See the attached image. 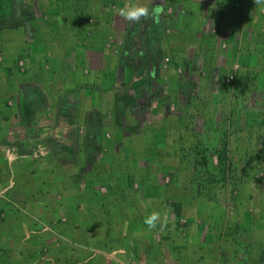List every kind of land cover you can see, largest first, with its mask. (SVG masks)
I'll use <instances>...</instances> for the list:
<instances>
[{
  "label": "crops",
  "instance_id": "0c3cea01",
  "mask_svg": "<svg viewBox=\"0 0 264 264\" xmlns=\"http://www.w3.org/2000/svg\"><path fill=\"white\" fill-rule=\"evenodd\" d=\"M109 1L0 0V225L11 264H159L139 188L179 192L180 182L167 186L162 172L144 170L143 163L154 161L144 154L145 133L156 129L151 121L166 109L156 113L146 93L132 87L143 77L178 83L190 57L191 64L204 52L220 60L223 36L230 43L236 34L260 29L251 23L253 12L236 5L212 19L218 0ZM176 1L186 11L174 27V15L161 19L156 6ZM130 4L150 9L133 27L119 15ZM236 48L241 58V45ZM217 65L223 74L225 66ZM206 70L212 80L219 76L215 66ZM254 191L247 222L245 203H236L235 241L210 255L209 243H201L198 259L188 261L172 250L164 261L264 264V205L255 184Z\"/></svg>",
  "mask_w": 264,
  "mask_h": 264
},
{
  "label": "rangeland",
  "instance_id": "374dc122",
  "mask_svg": "<svg viewBox=\"0 0 264 264\" xmlns=\"http://www.w3.org/2000/svg\"><path fill=\"white\" fill-rule=\"evenodd\" d=\"M220 1L218 0L219 6L214 4L212 19H218L220 8L230 10L232 5H236L240 12L252 11L251 23H258L260 29L250 28L249 33L236 34L231 37L230 43L225 41L227 36H223L218 42V46L224 51L221 61L216 58L217 55L214 54L215 58H212L204 52L198 64H191V57L187 55L185 60L190 58L188 61L184 60L178 83L166 85L157 80L150 83L149 77H143L141 82L136 81L137 86L132 87L134 91L146 93L145 101L150 103L151 109L156 108V113L166 109L158 116V120L151 121L156 129L145 133L148 147L144 154L149 158L153 156L154 161L151 164L143 163L146 166L144 170L162 172V182L167 186L169 183L180 182L179 192H162L168 188L166 186L160 187L161 191L147 186L139 188L149 204V213L146 216L152 213V208H159L162 211L161 216L166 217L168 221L163 228H145L146 235L151 238L154 235L152 245L158 250L156 258L159 264L169 262L166 261V256L172 250L185 254L188 261L189 257L197 256L195 258L198 259L202 252L201 243H209L210 255L212 251L220 252L227 242L235 241L234 232L237 233L241 226L237 219L236 203L239 200L245 203L243 212L246 215L250 199L255 193L254 184L264 205V4L246 0H236V3L230 0ZM112 3L114 2L111 0L108 5L112 6ZM156 7L161 19L168 14L174 15V27L184 13L182 10L186 11V4L177 1L169 4L160 2ZM134 23L131 22L130 27H133ZM164 26H161L162 32ZM247 44L252 48L247 47ZM239 45L242 49L241 58L236 57V46ZM246 50L249 55L245 54ZM182 52L183 56L186 52ZM21 60L22 58L18 59L17 66L23 69ZM217 64L225 66L223 74ZM207 65L215 66L217 74L219 73L215 80L205 74L208 72ZM133 72L138 73V67H134ZM147 72L149 73L148 70ZM192 73L195 75L191 76ZM154 84L155 91H152ZM149 91L156 92L157 95L149 96ZM152 99H156L154 105L151 104ZM193 134L199 135L200 140L209 147L214 146L217 136L224 137L227 142L228 155L232 160L235 175L230 177L232 179L227 181L224 188L212 189L210 194L213 196L202 195L205 192L203 190L200 194H195L191 161L196 155L190 149L185 160L180 163L181 143H192ZM179 136L182 137L181 141ZM212 159L214 163V157ZM148 179L140 178L139 182L142 186L148 185ZM127 181L131 187L132 180L127 178ZM249 186L251 191L247 190ZM175 202L181 205L180 216H176L172 211V204ZM183 206H189L185 213L182 212ZM218 209L219 213H213ZM3 218L0 215V221H3ZM246 219L244 222L248 221V215ZM1 226L0 264H11L8 237ZM216 262L215 257V260L209 258L203 264Z\"/></svg>",
  "mask_w": 264,
  "mask_h": 264
},
{
  "label": "trees",
  "instance_id": "16d2710c",
  "mask_svg": "<svg viewBox=\"0 0 264 264\" xmlns=\"http://www.w3.org/2000/svg\"><path fill=\"white\" fill-rule=\"evenodd\" d=\"M192 137V143H181L180 163L185 160L190 149L196 155L191 161L195 194H200L203 190L205 192L202 195H211L212 189L215 187H218L217 189L224 188L227 181L232 179L230 177L235 175L232 160L228 155L227 142L224 137L217 136L214 146L209 147L203 143V140H200L199 135L193 134ZM179 140H182L181 136H179ZM212 157L215 159L214 163ZM172 211L176 216H180L181 205L177 202L173 203Z\"/></svg>",
  "mask_w": 264,
  "mask_h": 264
},
{
  "label": "clouds",
  "instance_id": "9594fccd",
  "mask_svg": "<svg viewBox=\"0 0 264 264\" xmlns=\"http://www.w3.org/2000/svg\"><path fill=\"white\" fill-rule=\"evenodd\" d=\"M255 2L264 4V0H255ZM149 14V8L137 6L134 4H130L126 8L119 9V15L129 22L140 21L142 18L148 17ZM143 223L147 226L149 230H153L156 229L158 226L163 228L167 225L168 221L167 218L162 217L159 212H152L144 218Z\"/></svg>",
  "mask_w": 264,
  "mask_h": 264
},
{
  "label": "built area",
  "instance_id": "2783aa9c",
  "mask_svg": "<svg viewBox=\"0 0 264 264\" xmlns=\"http://www.w3.org/2000/svg\"><path fill=\"white\" fill-rule=\"evenodd\" d=\"M160 264H168V262H162V263H160Z\"/></svg>",
  "mask_w": 264,
  "mask_h": 264
}]
</instances>
